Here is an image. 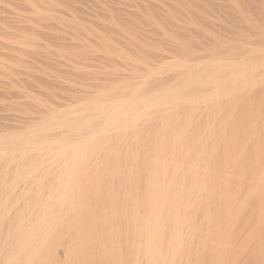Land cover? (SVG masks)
Here are the masks:
<instances>
[{
	"label": "bare ground",
	"instance_id": "1",
	"mask_svg": "<svg viewBox=\"0 0 264 264\" xmlns=\"http://www.w3.org/2000/svg\"><path fill=\"white\" fill-rule=\"evenodd\" d=\"M0 2L26 10L2 30L71 15ZM252 29L1 130L0 264H264V26Z\"/></svg>",
	"mask_w": 264,
	"mask_h": 264
},
{
	"label": "rangeland",
	"instance_id": "2",
	"mask_svg": "<svg viewBox=\"0 0 264 264\" xmlns=\"http://www.w3.org/2000/svg\"><path fill=\"white\" fill-rule=\"evenodd\" d=\"M56 1L59 3V0ZM60 1V5L55 2L54 6L41 4V7L45 10L52 9L50 11L55 6L54 11L62 8L59 10L63 12L62 16L65 13L71 14L69 20H33L30 22L31 26L37 29L38 25L35 32L22 27H7L10 29H6L7 31L3 28L6 31L4 32L2 27L9 24L5 17H9L11 9L14 8L17 10L14 13L19 12L22 15L26 14V10H23L21 4L5 3L10 7L3 5L5 8L0 9V15L4 11L2 17L0 16V131L6 132L7 129V132H15L18 127L16 125L23 118L35 117L36 114L37 117L51 109H62V106L84 99L90 91L111 93V88L120 90L122 83L127 88L125 84L131 83L136 76L137 79L140 78L139 75L146 74L148 69L151 71L156 68L154 65L158 66L162 59L163 62L168 61L175 55L180 57L179 60L204 59L210 52L220 51L221 45L231 47L239 39V42H244L249 32L254 33L252 31L255 29L252 28L257 25L264 26L259 18L263 16L264 22V9L261 11L264 0H252L254 3L247 0V3L245 0H106L108 3L104 0H88L90 4L88 1L85 4V1L75 0L78 2H73L75 6L71 0ZM248 2L262 7V16L259 12L258 15L250 12ZM112 7L115 9L113 12ZM57 12L52 14L58 17L61 14ZM41 21L44 22L43 26ZM250 23L254 25L251 26ZM45 24L49 27H45ZM21 28L24 32L27 31L24 33ZM204 46L210 48L209 51ZM200 49H205L207 55ZM143 50L146 54L142 53H145ZM175 58L176 56L173 59ZM130 61L134 62L130 64ZM166 75L163 73L161 77L157 76H165L164 81L176 74ZM159 78L154 76L156 81ZM117 89L114 90L115 94L119 91ZM234 116L236 115H233V120L236 119ZM149 128L154 127L143 129L149 135L148 139L146 132L142 136L148 145L153 135ZM126 141H121L122 148L123 144L126 148ZM128 141L131 142L129 138ZM145 141H142L144 145ZM121 153L124 154L121 160H130L127 153L126 156L124 152Z\"/></svg>",
	"mask_w": 264,
	"mask_h": 264
}]
</instances>
